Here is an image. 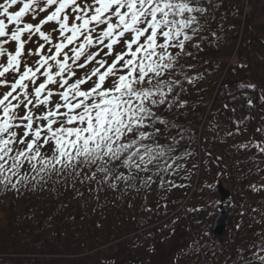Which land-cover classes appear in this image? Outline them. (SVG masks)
<instances>
[{"label": "snow or ice", "instance_id": "6c2138e0", "mask_svg": "<svg viewBox=\"0 0 264 264\" xmlns=\"http://www.w3.org/2000/svg\"><path fill=\"white\" fill-rule=\"evenodd\" d=\"M214 7L211 0H2L0 185L19 192L66 177L73 186L95 183L96 191L121 183L127 190L135 187L130 182L150 186L153 175L169 172L164 158L173 148L145 141L168 124L160 107L187 103L175 91H184L183 82L170 74L193 83L185 73L195 68L189 58L204 50L202 33L209 29L210 42L220 39L207 21L201 24ZM247 104L253 105L250 97ZM255 147L264 153V141ZM159 180L161 187H177ZM255 258L264 264V255Z\"/></svg>", "mask_w": 264, "mask_h": 264}, {"label": "trees", "instance_id": "16d2710c", "mask_svg": "<svg viewBox=\"0 0 264 264\" xmlns=\"http://www.w3.org/2000/svg\"><path fill=\"white\" fill-rule=\"evenodd\" d=\"M211 2L215 7L209 8L201 24L207 21L220 39L210 42L214 38L208 35L209 29L202 33L208 36L202 44L204 50L189 58L195 68L185 73L195 77L193 83L184 81L179 73L170 74V78L183 82L184 91L179 87L175 91L187 103L171 109L160 107L168 124L157 125L161 134L145 142L173 148L167 155H175L172 169L159 174L165 181L170 180L175 166H180L176 173L180 172L183 160L197 164L199 156L202 181L210 175L209 157L218 170L217 181L208 187V193L215 197L218 184L223 181L228 185L222 202L214 199L217 202L208 221L191 217L189 210L187 219L181 216L192 234L186 246L174 253L172 264H257L255 257L264 255L260 250L264 247V153L255 147L264 141V133L256 131L264 127V99L260 98L264 96V72H257L264 69V0H248L247 7L242 0ZM241 64L246 66L239 67ZM241 83L257 87L242 89ZM249 97L252 106L247 104ZM252 120L256 125L252 137L242 140ZM167 156L164 159L169 164L171 158ZM170 186L166 182L161 187L158 178L153 192L162 203L177 205L167 200ZM96 188L95 183L88 182L73 186L66 177H53L46 184L29 185L19 192L0 185V264H111L104 255L115 250L154 251L173 234L177 224L173 216L169 217L172 209L135 207L133 201L140 188L125 190L123 183L115 190L107 185L99 191ZM201 189H194L191 197H198ZM188 192L187 188L185 195ZM128 199L130 203L125 206ZM221 206L227 209L229 222L224 234L215 236L211 224ZM150 262L145 256L132 264Z\"/></svg>", "mask_w": 264, "mask_h": 264}, {"label": "rangeland", "instance_id": "374dc122", "mask_svg": "<svg viewBox=\"0 0 264 264\" xmlns=\"http://www.w3.org/2000/svg\"><path fill=\"white\" fill-rule=\"evenodd\" d=\"M0 2H2V0H0ZM51 28H52V25L49 24L45 26L44 30L50 31ZM35 41H36V38L34 37L33 42H31L28 45V47H31L33 49L37 47L38 44ZM116 50L119 51L120 49L117 48ZM93 51H95V49H93ZM101 57H103V53H101ZM104 58L108 59V61L111 62L114 56H108ZM30 59H35V57H32ZM94 66L95 65L93 64L85 68L84 70H79L77 73L78 76H83L87 72H90L91 68ZM257 72H264V69H260ZM0 91H2V89H0ZM255 128H256L255 121L252 120L251 124L246 127L245 133L242 134V140L251 139L252 132L254 131ZM167 158H171L169 164L172 165L174 163L175 155L167 156ZM209 158L210 159L207 162V166H208L210 175L207 177L206 181L201 180L203 168H202V165L200 166L199 161L201 160L199 156H198L197 164L196 163L194 164L191 159H188L185 162L183 160L181 162L182 169L180 170V172L176 173L178 168H176L175 166L172 172L170 173V179H171L170 181L174 182L177 185V187L174 188L173 191L168 194V199H167L169 201H171L172 199L175 202H180L181 200H183L184 194L186 191L184 186L191 184L190 182H192V184L195 185L196 188L202 186L200 193L199 191L197 192L199 196L191 197L186 205L188 207V210L191 212L190 213L191 217L195 216L196 219L198 220H206L208 218L207 221L209 220L210 215L214 212L213 207H214V204L217 202L215 201L214 203L215 197L208 193L209 191L208 187L209 185L211 186L214 185L218 178V170L214 166L211 157ZM140 175L141 177H146L147 174L141 173ZM159 176L160 175H153L154 182L150 184L148 189L147 187L146 189H144L143 187L145 186L143 187L141 186L140 180H136L132 182L135 184L134 188L136 191L139 188L141 189V192L136 194L135 200L133 201V204H135L136 208H141L144 205H146V207H149L150 209H154L157 211H163L164 209H172L174 212L176 210L178 206H175L174 204H170V203L169 204L162 203L160 196L155 194V192H153L154 184L158 180ZM221 184L224 188L228 187V185L224 182H222ZM221 199H222L221 195L217 194L215 200H218L220 202ZM144 200L147 201V204H149L148 206L144 202ZM129 203H130V200L126 202L125 206H128ZM188 217H189V214H187V216L183 218L187 219ZM174 218H175L177 225L174 229L173 234L169 237V239L166 241L164 245L157 246L154 251H149V252L141 251L139 253H136V252L135 253H132V252L118 253L117 250H115V252L112 254L104 255V259L112 260L111 264H132L135 262V260L147 256L151 261L149 264H172L174 253L181 250L182 248L186 246V244L190 241L191 234H192V231L189 229V226L187 225L186 221H183V219H181V217L178 215L177 216L175 215Z\"/></svg>", "mask_w": 264, "mask_h": 264}, {"label": "water", "instance_id": "95a60500", "mask_svg": "<svg viewBox=\"0 0 264 264\" xmlns=\"http://www.w3.org/2000/svg\"><path fill=\"white\" fill-rule=\"evenodd\" d=\"M222 193H225V191L222 190ZM226 225H227L226 210H222L214 219L212 225L213 233L216 235L223 234Z\"/></svg>", "mask_w": 264, "mask_h": 264}]
</instances>
